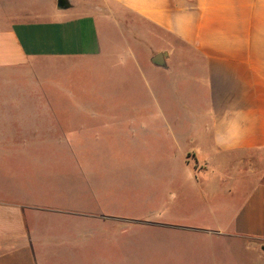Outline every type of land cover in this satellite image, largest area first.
Listing matches in <instances>:
<instances>
[{
    "label": "crops",
    "instance_id": "obj_1",
    "mask_svg": "<svg viewBox=\"0 0 264 264\" xmlns=\"http://www.w3.org/2000/svg\"><path fill=\"white\" fill-rule=\"evenodd\" d=\"M131 66L147 137L171 140L159 141L149 177L192 156L212 201L195 220L220 236L214 257L264 264V175L250 165L264 154V0H0V264H81L85 177L70 207L69 148L99 115L81 106L84 86L69 90L51 73H109L112 85ZM171 145L178 160L165 154ZM42 149L60 157V171L35 172Z\"/></svg>",
    "mask_w": 264,
    "mask_h": 264
},
{
    "label": "rangeland",
    "instance_id": "obj_2",
    "mask_svg": "<svg viewBox=\"0 0 264 264\" xmlns=\"http://www.w3.org/2000/svg\"><path fill=\"white\" fill-rule=\"evenodd\" d=\"M174 44L175 41L167 36L166 45ZM140 70L144 72L145 68ZM131 71H134L132 66L119 74L121 77L126 75V78L121 79L117 75L116 81L121 79V82L112 85L111 81L116 76L109 73L98 77L83 71L51 73L57 84L62 83V79L69 83V90L76 89L78 84L84 86L81 106L88 109L86 112L99 115L98 120L92 121L96 126L81 132L80 147L69 148L70 207L78 206V172H83L85 177L81 186V206L84 208L80 213L81 218L86 219V247L75 257V262L221 264L212 249L213 242L220 236L212 228L198 225L195 220L201 214L198 209L212 201L206 193L201 172L196 173L191 168L190 164L194 163L192 156L189 167L177 161L170 162L166 165L174 167V171H159L160 176L149 177V170H146L148 162L152 156L161 154L159 141L170 144L171 140L147 137L140 108L142 98L131 94L133 83L140 88L139 79L134 77L142 75ZM104 83H108L106 88L101 87ZM88 84H93L90 89L86 87ZM74 100L70 96V106ZM157 101L165 106L166 99ZM116 102L118 106L129 109L128 121L122 122L119 114L112 113ZM94 133L96 138L88 137ZM191 148L185 149L191 151ZM166 149V155L175 156L173 160H178L177 148L171 145ZM37 159L35 172L38 175L45 171L46 164L48 170L60 171L59 165L53 164L62 161L56 154L50 155L42 149ZM250 162L253 169L264 175V154L251 156ZM166 165L165 162H153L151 167L156 170V167L166 168ZM40 181L38 187H41ZM201 189L204 190L200 193ZM216 198L218 196H214ZM63 262L68 264L69 261Z\"/></svg>",
    "mask_w": 264,
    "mask_h": 264
},
{
    "label": "water",
    "instance_id": "obj_3",
    "mask_svg": "<svg viewBox=\"0 0 264 264\" xmlns=\"http://www.w3.org/2000/svg\"><path fill=\"white\" fill-rule=\"evenodd\" d=\"M57 7L62 8V6L59 3H57ZM164 55H165L164 53H158V54L153 56L152 61L155 64H159L163 60Z\"/></svg>",
    "mask_w": 264,
    "mask_h": 264
}]
</instances>
